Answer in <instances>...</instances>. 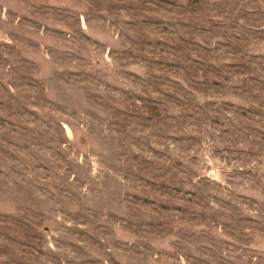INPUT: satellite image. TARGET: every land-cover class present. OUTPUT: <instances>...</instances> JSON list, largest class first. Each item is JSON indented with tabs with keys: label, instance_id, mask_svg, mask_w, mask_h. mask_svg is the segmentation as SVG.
I'll return each mask as SVG.
<instances>
[{
	"label": "rangeland",
	"instance_id": "rangeland-1",
	"mask_svg": "<svg viewBox=\"0 0 264 264\" xmlns=\"http://www.w3.org/2000/svg\"><path fill=\"white\" fill-rule=\"evenodd\" d=\"M0 264H264V0H0Z\"/></svg>",
	"mask_w": 264,
	"mask_h": 264
}]
</instances>
